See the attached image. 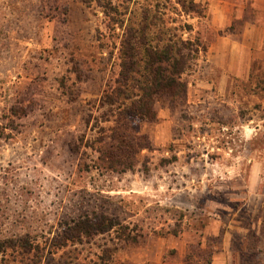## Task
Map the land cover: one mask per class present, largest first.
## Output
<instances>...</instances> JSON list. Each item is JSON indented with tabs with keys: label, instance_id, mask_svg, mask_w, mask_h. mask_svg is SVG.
<instances>
[{
	"label": "rangeland",
	"instance_id": "1",
	"mask_svg": "<svg viewBox=\"0 0 264 264\" xmlns=\"http://www.w3.org/2000/svg\"><path fill=\"white\" fill-rule=\"evenodd\" d=\"M37 1L0 0V264H41L31 261L34 255H46L42 264H101L104 250L113 254L110 264H210V250L223 247L226 231L238 233L235 248L239 226L256 231L259 219L264 235V0H195L205 18L186 15L177 0H116L121 10L159 12L168 28L192 25L184 38L198 50L183 76L188 102L172 115L159 104L157 125H129L149 148L125 173L97 169L86 158L92 142L84 117L93 113L79 105L83 87L100 88V74L113 80L119 72L121 30L111 31L89 0H73L71 17L54 10L60 0H49L47 11L48 0L40 8ZM228 33L240 45L239 76L223 77L210 54ZM50 36L56 46L48 45ZM34 37L44 45H34ZM63 95L83 112L72 131L56 116ZM97 132L95 122L91 134ZM94 213L120 225L92 242L65 240L57 248L71 220ZM12 236L34 246L6 248L2 242ZM261 253L246 260L264 263Z\"/></svg>",
	"mask_w": 264,
	"mask_h": 264
},
{
	"label": "trees",
	"instance_id": "2",
	"mask_svg": "<svg viewBox=\"0 0 264 264\" xmlns=\"http://www.w3.org/2000/svg\"><path fill=\"white\" fill-rule=\"evenodd\" d=\"M89 1L95 3L104 13L105 18L109 19L111 31L120 29L122 33L117 35L119 44L116 46L119 77L115 88L114 86L107 88L101 98L102 107L105 109L103 113L101 112L102 115L95 117L99 133L90 138L92 156L86 158H91L97 169L125 173L137 164L136 160L140 152L149 148L148 142L141 140L143 134L139 133L137 128L133 129L136 132L134 135L129 133V125L157 121L159 104L169 107L174 112L187 101L188 83L183 76L191 68L192 60L198 50L193 48L191 38L185 39L184 34L190 33L193 26L184 22L179 28H168L163 24L159 12L150 8L131 12L128 7L121 10V4H117L116 0ZM177 1L186 15L192 13L191 15L206 17L205 10L201 9L195 0ZM88 79L94 80L92 75L85 76L82 80ZM84 83L81 84L86 85ZM87 85L91 84L87 82ZM86 89H97V87L87 86ZM86 89L83 87L84 92ZM81 113L83 115V112L73 110V120ZM88 117L89 121L84 117L86 125L90 124L93 115L90 114ZM99 119L114 120L115 124L100 126ZM59 122L65 124L63 117L59 118ZM71 221L73 225L69 224L67 228L69 230L64 231V239L57 245L59 249L67 246L64 244L65 240L67 244L69 241L81 244L85 239L92 242L97 236L112 232L120 225L116 218L99 213L91 216L80 215ZM12 237L2 242V244L7 243L6 248L24 249L34 246V242L30 239ZM45 256L34 255L31 261L42 264ZM97 257L99 260L96 263H100L99 261L101 264L113 263V254L105 250Z\"/></svg>",
	"mask_w": 264,
	"mask_h": 264
},
{
	"label": "crops",
	"instance_id": "3",
	"mask_svg": "<svg viewBox=\"0 0 264 264\" xmlns=\"http://www.w3.org/2000/svg\"><path fill=\"white\" fill-rule=\"evenodd\" d=\"M32 1H35V0H32ZM60 1H61V3L56 4L54 7V10H56L58 7H59V10L64 9L65 12H64V14L62 13V15L66 16V17L67 16L71 17V12L68 13V15H67L66 9L69 8L71 10V7L73 5V0H60ZM4 2H6V4H9L10 0H4ZM20 2H22V0H18V5L21 4ZM80 2L82 3V0H80ZM35 3L39 4L38 8H40L42 5H44L42 0H38ZM44 7H45V11H47L51 8L49 0L46 3V6L44 5ZM18 10H21L20 6L18 7ZM24 11L26 12V10H23V13H24ZM26 14H28V13H26ZM32 14H35V13L32 12ZM54 15H55V13H54ZM45 19L46 18L44 17V22H46ZM56 19H57V17L54 16V17H52L51 20H48L47 23H45L48 25L46 27L47 31H50V30L53 31L54 30L53 27H51L50 25H52V26L56 25V23H57ZM63 24H65V25L67 24L66 19H65ZM36 27L37 26L34 24V29H36ZM40 27L41 26H39V28ZM39 39H40V37H39ZM39 39H36L34 37L31 40H32V43L34 45H38V46L44 45V42L41 44ZM53 41H54V43L58 42V39H54L52 36H50L48 45H50L51 47L56 46L53 43ZM66 41H67V39L64 40L65 44L67 43ZM45 45H47V44H45ZM64 45H61V46H64ZM210 49H211L210 54L215 59V65H216L215 67L223 70V72H224V73H222L223 77H225L226 75L228 77L229 76L242 75V72H241L242 71V66H241L242 60L240 59L241 56L239 55L240 45L238 44L236 38H234L232 33L225 34L224 37L218 38L212 44V47ZM65 57H66V55H65ZM237 58H238V60H237ZM234 61L236 63H233ZM100 75L102 77V81L100 82L102 84V86H100V88H97V89H89V90L86 89L85 92L83 91V93L80 97V102H79L80 106L81 105L86 106L88 109L91 110L90 112L93 113V119L91 120L90 125H86V128H88L87 129L88 132L86 133V137H88V138L94 137L91 134V128H92V125L95 122H97L95 117L97 115H99V113L101 111H104V109H105V107H102L103 105L101 103V98L105 94V90L107 88H110L111 86H114V88H115V86H116L115 83H116L117 78L119 77V72L117 73L116 77L113 80H110L111 79L110 76L106 75V73H103ZM107 85H108V87H107ZM188 96H189V94L187 95V102H188ZM63 97H64V102L58 103L59 105H56V107H57L55 109L56 116H58L57 117L58 120L60 117H63V121H64L65 125L67 123L66 128L67 127L71 128V131H72V128L79 127V125L74 124L75 122L73 120V115H72V111L74 110L75 105H77V103H74L72 100L73 98L70 99L68 97V95H63ZM67 97H68V101H67ZM54 107H55V105L52 106V109ZM53 111H54V109H53ZM162 111H164L163 108L160 106H157V120H159L160 113ZM168 111H170L171 115H172L173 111L171 109H169ZM80 116L81 115L77 116L76 120H78V118ZM81 119H82V117H81ZM67 120H69V121L66 122ZM260 121L264 122V118H262ZM98 123L100 126L106 127V126H110V125L114 126L115 121L114 120L113 121H105V120L99 119ZM150 123L152 125H154L156 122L141 123L142 128L144 129V128L150 126ZM155 125H157V124H155ZM242 126H243V124H242ZM144 131L142 133H144ZM150 141L153 144L152 138ZM144 151H147V149H143L139 155H141ZM252 168H253L252 170H255L254 166ZM258 187H260V186L258 185ZM253 191H254V189H253ZM262 223H263V221H260L259 219L257 220V222H253V226L257 228L256 231L254 230V228H245L243 226L237 227L240 230V233H241L240 235L242 236L240 238L241 244L237 248H235L232 245L234 242V235H237L238 233L237 232L234 233L231 230L226 231V233L223 236L224 239L222 240V241H224L222 248H221V245L219 248H214V249H213V246L212 247H210L211 245L208 246V247H210V249H213L212 262L210 264H264L263 262H260L258 260L256 262H251L249 260H246L248 256H252V257L253 256H256V257L260 256L262 254L261 253L262 250L264 251V235L261 234V232H260V226ZM250 230L253 231L251 236H249V234H248ZM168 235H172L174 238H177L178 240L179 239L182 240L181 236H179L178 234L177 235L168 234ZM179 242L180 241H178V244H179ZM217 249H218L219 253H218ZM213 257H214V260H213ZM180 258L183 260L185 258V256L180 255ZM242 258L244 260H242ZM164 264H167V263H164ZM180 264H184V262L181 261Z\"/></svg>",
	"mask_w": 264,
	"mask_h": 264
}]
</instances>
